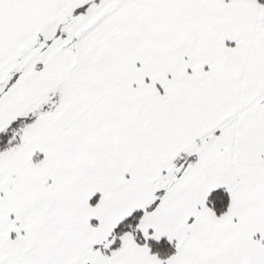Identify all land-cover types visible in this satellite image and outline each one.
<instances>
[{
	"label": "snow or ice",
	"instance_id": "6c2138e0",
	"mask_svg": "<svg viewBox=\"0 0 264 264\" xmlns=\"http://www.w3.org/2000/svg\"><path fill=\"white\" fill-rule=\"evenodd\" d=\"M0 264H264V0H0Z\"/></svg>",
	"mask_w": 264,
	"mask_h": 264
}]
</instances>
